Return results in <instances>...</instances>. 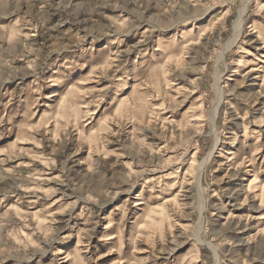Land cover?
Listing matches in <instances>:
<instances>
[{
    "label": "rangeland",
    "instance_id": "obj_1",
    "mask_svg": "<svg viewBox=\"0 0 264 264\" xmlns=\"http://www.w3.org/2000/svg\"><path fill=\"white\" fill-rule=\"evenodd\" d=\"M0 264H264V0H0Z\"/></svg>",
    "mask_w": 264,
    "mask_h": 264
},
{
    "label": "bare ground",
    "instance_id": "obj_2",
    "mask_svg": "<svg viewBox=\"0 0 264 264\" xmlns=\"http://www.w3.org/2000/svg\"><path fill=\"white\" fill-rule=\"evenodd\" d=\"M242 12H240L238 18L235 20L234 22V26H233V29H234V36H232L233 38L229 40V44H231L235 39L236 37L238 36V33H239V30H240V27H241V23H242ZM233 34V33H232ZM231 38V37H230ZM228 43V42H227ZM190 44V43H189ZM228 46V44H227ZM179 59V58H178ZM217 103L215 104V107L212 109V119L214 120L216 114H217V109H218V105H219V102H220V99L222 97V94H218L217 96ZM213 125V124H212ZM214 129V128H213Z\"/></svg>",
    "mask_w": 264,
    "mask_h": 264
}]
</instances>
